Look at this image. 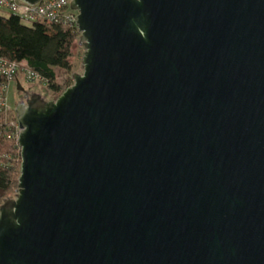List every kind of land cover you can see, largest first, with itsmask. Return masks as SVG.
I'll return each instance as SVG.
<instances>
[{
	"label": "water",
	"instance_id": "95a60500",
	"mask_svg": "<svg viewBox=\"0 0 264 264\" xmlns=\"http://www.w3.org/2000/svg\"><path fill=\"white\" fill-rule=\"evenodd\" d=\"M71 9L84 72L16 107L0 264H264V0Z\"/></svg>",
	"mask_w": 264,
	"mask_h": 264
},
{
	"label": "trees",
	"instance_id": "16d2710c",
	"mask_svg": "<svg viewBox=\"0 0 264 264\" xmlns=\"http://www.w3.org/2000/svg\"><path fill=\"white\" fill-rule=\"evenodd\" d=\"M79 37L76 26L28 24L10 12H0V59L26 62L40 76L41 84L58 96L71 84L70 80L58 84L56 70L71 71L73 48ZM8 83L6 78L0 77V96ZM9 121L7 114L0 111V205L17 192L21 175V150L16 133L9 128Z\"/></svg>",
	"mask_w": 264,
	"mask_h": 264
},
{
	"label": "built area",
	"instance_id": "2783aa9c",
	"mask_svg": "<svg viewBox=\"0 0 264 264\" xmlns=\"http://www.w3.org/2000/svg\"><path fill=\"white\" fill-rule=\"evenodd\" d=\"M73 0H43L37 5H28L21 0H0V12L7 11L22 19L25 23H43V24H57L63 27L76 26L77 12L71 9ZM24 70L30 82L41 83V78L35 74L27 65L23 63H13L0 59V77H4L10 83L19 75V72ZM7 85L4 86V93ZM4 93L0 96V111H4L7 116L11 113L10 108L7 106ZM9 128L16 133L18 138L19 123L17 117L9 119ZM0 159L2 156L0 154Z\"/></svg>",
	"mask_w": 264,
	"mask_h": 264
},
{
	"label": "rangeland",
	"instance_id": "374dc122",
	"mask_svg": "<svg viewBox=\"0 0 264 264\" xmlns=\"http://www.w3.org/2000/svg\"><path fill=\"white\" fill-rule=\"evenodd\" d=\"M79 39L80 37L77 39L76 44L73 48V56L71 58V71L69 73H65V71L62 69L56 70L58 84H65L67 80H70V84L72 87L74 85L73 74H83L84 72L83 57L85 50L80 46ZM16 80L8 83L4 93V98L6 99L7 106L11 111V113L8 115V120L15 117V110L19 103L22 101H27V99L34 93L40 94L47 101H55L62 95L61 94L60 96H58L54 94L44 84H41L39 82H30L24 70H21V72H19L18 78H16ZM18 82L21 84L24 92L18 89ZM15 196L16 193H12L9 197L14 198Z\"/></svg>",
	"mask_w": 264,
	"mask_h": 264
},
{
	"label": "crops",
	"instance_id": "0c3cea01",
	"mask_svg": "<svg viewBox=\"0 0 264 264\" xmlns=\"http://www.w3.org/2000/svg\"><path fill=\"white\" fill-rule=\"evenodd\" d=\"M16 83H17V80H16Z\"/></svg>",
	"mask_w": 264,
	"mask_h": 264
}]
</instances>
